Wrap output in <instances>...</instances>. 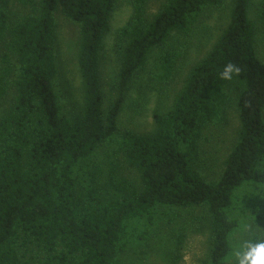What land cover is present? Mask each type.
<instances>
[{"label":"trees","instance_id":"16d2710c","mask_svg":"<svg viewBox=\"0 0 264 264\" xmlns=\"http://www.w3.org/2000/svg\"><path fill=\"white\" fill-rule=\"evenodd\" d=\"M130 1L132 15L116 33L115 96L105 107L101 57L118 0H0V264H123L175 222L177 208L208 212L210 264H225L247 212L264 228V63L254 0H231L229 24L142 135L119 129L135 77L160 50L152 79L171 81L182 53L168 42L227 0H162L150 16V0ZM59 11L80 34L83 98L73 110L57 92ZM257 18L264 28V0ZM228 63L240 71L224 80ZM232 107L238 140L210 182L200 161L203 131Z\"/></svg>","mask_w":264,"mask_h":264},{"label":"rangeland","instance_id":"374dc122","mask_svg":"<svg viewBox=\"0 0 264 264\" xmlns=\"http://www.w3.org/2000/svg\"><path fill=\"white\" fill-rule=\"evenodd\" d=\"M15 12L21 10L13 1ZM162 0H150L148 15L156 13ZM231 0H227L220 8L205 10L198 23L189 35L177 34L168 42L167 48L182 53L176 72L168 83L154 82L151 76L154 61L161 51L155 50L148 64L131 84L126 102L119 116V129L130 130L137 134H147L155 128L154 114L165 113L170 108L175 96L181 90L190 71L212 49L213 45L229 24ZM259 0H254L250 19L256 24L257 55L264 63V28L260 25L257 12ZM132 15L130 0H118L111 19V33L105 41L101 57V83L105 94V107L114 99L113 84L118 70V54L115 49L116 33L123 27ZM58 52L57 92L61 103L68 109L79 108L82 105V81L78 68L79 27L69 21L60 11L56 14ZM241 122L235 108H229L224 122L208 126L200 142V161L202 171L207 181H217L225 170V162L238 140ZM123 175L131 181L137 176L126 166L122 168ZM136 182V181H135ZM171 215L175 222L170 226H162L154 235L146 248L136 247L123 264H210L209 248L210 233L208 229V212L203 208L186 210L174 209ZM248 219L232 237V251L225 264H236L234 251L242 241L249 238L264 239V228L259 227L255 219ZM242 222V220L240 221ZM181 235L183 236L181 240ZM180 240V242H179ZM178 242V243H177ZM161 244L160 248L158 245ZM177 244H181L177 246Z\"/></svg>","mask_w":264,"mask_h":264},{"label":"clouds","instance_id":"9594fccd","mask_svg":"<svg viewBox=\"0 0 264 264\" xmlns=\"http://www.w3.org/2000/svg\"><path fill=\"white\" fill-rule=\"evenodd\" d=\"M239 68L233 63H228L224 66L220 77L224 80H231L233 74L239 73ZM236 264H264V239L244 240L239 245V248L234 251Z\"/></svg>","mask_w":264,"mask_h":264}]
</instances>
